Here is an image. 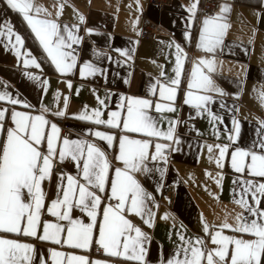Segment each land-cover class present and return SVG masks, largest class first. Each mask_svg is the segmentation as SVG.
I'll list each match as a JSON object with an SVG mask.
<instances>
[{"label":"crops","instance_id":"crops-1","mask_svg":"<svg viewBox=\"0 0 264 264\" xmlns=\"http://www.w3.org/2000/svg\"><path fill=\"white\" fill-rule=\"evenodd\" d=\"M34 2L50 13L47 16L41 13L40 18L55 20L61 25L64 35V26H68L80 37L78 43L66 49L73 52L76 66L68 73L58 71L22 15L10 9L5 0H0V24L7 22L8 27L13 28L24 41L22 46L13 47L14 38L9 44L0 37V91H7L21 101L16 105L0 101V108L9 110L5 127L13 126L11 110L31 115L43 114L49 121L55 122L54 118L58 116L54 113L65 111L66 103L63 126L71 131L68 138H82L95 143L106 151L115 167H120V163L113 159L116 149L108 148L106 142L87 135L85 131L91 129L119 134L118 130L73 119L72 115L87 106L89 112L99 108L103 118L107 119L111 111L118 110L122 97L148 98L159 102L158 91L153 96L149 88L156 82L168 84L169 78H174L176 45H179L186 55L174 105L176 112L160 114L155 112L154 107L152 109L154 116L165 117L160 124L164 130L168 128L169 120L176 122L174 138L178 142L152 138L153 144L170 145L164 149L166 161L149 160L150 171L137 174V179L153 198L149 204L154 213L152 224H144L139 217L130 218L148 237L146 264H161L172 256L182 244L180 235H184L185 239L192 238L193 243L195 238L200 237L207 248H213L202 224L220 225L225 218L234 224L237 213L244 211L235 203L243 181L259 180L247 172H235L231 167V153L237 149L253 150L254 145L259 151V142L264 140V102L260 98V94L264 93V0H259L258 4L219 0L214 15L203 13L202 0H172L162 5L149 4L147 0ZM193 3L197 4L194 16L189 11ZM61 4L62 14L57 15ZM224 5L229 6V11L223 13L222 22L229 27L223 43L213 52H206L198 47L203 21L221 15ZM144 13L159 25L155 38L140 37ZM81 15L83 21L79 19ZM18 51L20 55H17ZM32 58L40 65L39 68L32 64L25 66L24 60ZM202 58L215 61L214 71H209L207 67H202V70L223 93L200 92L212 97L203 111L184 103L192 70ZM85 64L93 65L96 73L88 75L85 72L82 76L81 69ZM100 100L104 101L103 105ZM58 127L62 129L60 125ZM0 138H3L2 134ZM225 147V155L221 157L220 149ZM150 151L155 152L154 146ZM59 164L66 168L62 174L76 175L73 163L65 161ZM57 174L61 173L53 170L51 179L44 182L46 204L57 191ZM165 186L175 187L171 201L162 194ZM260 207L264 210V204ZM74 215L83 218L78 210L74 211ZM223 231L225 235L252 238L247 234L234 233L231 229ZM9 238L31 243L45 254L55 248L87 256L90 261L101 264H135L107 255L103 249L96 250L98 246L95 243L87 251L23 236Z\"/></svg>","mask_w":264,"mask_h":264},{"label":"snow or ice","instance_id":"snow-or-ice-1","mask_svg":"<svg viewBox=\"0 0 264 264\" xmlns=\"http://www.w3.org/2000/svg\"><path fill=\"white\" fill-rule=\"evenodd\" d=\"M5 3L22 15L55 68L61 73L71 72L76 66V59L73 52L66 49H71L72 44L80 41V37L68 26H64V35L61 25L55 20L40 18L41 13L45 16L50 13L36 5L34 0H5ZM196 7L197 4L193 3L189 9L193 16ZM62 9L63 4L59 6L57 15L62 14ZM228 11L229 6L224 5L221 15L203 21L199 48L210 53L223 43L229 27L222 22L223 13ZM79 19L83 21L84 18L81 15ZM0 37L9 44L14 38L13 47L24 43L7 22L0 24ZM176 49L174 78H169L168 84L156 82L149 88L153 96L158 91L159 102L148 98L122 97L118 110L111 111L107 119L103 118L99 108L89 112L87 106L80 113L72 115L73 119L118 130L119 134L91 129L85 131L87 135L106 142L108 148L116 149L113 159L120 163V167H115L106 151L95 143L82 138L62 137L58 125L43 114L31 115L11 110L13 126L6 128V113L9 110L0 108V134L3 136L0 138V264H101L90 261L87 256L65 253L55 248L45 254L33 244L9 238L11 236L34 238L87 251L95 243L98 250L103 249L107 255L135 264H146L145 245L148 237L130 217H139L148 226L152 224L154 213L149 204L153 198L137 179V174L150 171L149 160L166 161L164 149L170 147L167 144H153L152 138L178 142L174 138L176 122L169 120V126L164 130L160 124L165 117L152 114L153 107L160 114L176 112L174 105L186 55L179 45H176ZM17 55H20L19 51ZM214 63V60L203 58L197 62L187 85L186 105L203 111L212 97L200 92H221L202 70V67H207L209 71H214ZM24 64L40 67L34 58L25 59ZM96 71L93 65L85 64L81 75L85 72L94 75ZM260 98L264 102V93L260 94ZM0 101L13 105L21 103L7 91H0ZM99 103L103 105L104 101L100 100ZM66 107L65 103V111L57 110L54 115L64 117ZM153 146L154 153L150 151ZM258 147L259 151L255 150L254 145L253 150L237 149L231 153V167L235 172H247L249 176L259 178L243 181L235 203L244 211L237 213L235 223H229L225 218L220 225L202 224L203 231L214 245L211 249L200 237L195 238L193 243L192 238L185 239L184 235H180L181 246L161 264H264V210L260 207L264 204V140L259 142ZM225 152L226 147L220 149V156L223 157ZM57 161L61 164L65 161L73 163L77 173L75 176L57 174V191L50 203L46 204L44 182L51 179L53 164ZM45 210L49 216L56 218L55 221H42ZM75 210L83 218L75 216ZM212 228L216 230L212 231ZM225 229L252 238L225 235Z\"/></svg>","mask_w":264,"mask_h":264},{"label":"built area","instance_id":"built-area-1","mask_svg":"<svg viewBox=\"0 0 264 264\" xmlns=\"http://www.w3.org/2000/svg\"><path fill=\"white\" fill-rule=\"evenodd\" d=\"M172 0H147V3L154 4V5H162V4H169ZM202 11L204 14L207 15H214L219 7V0H202ZM159 25L152 20L146 13L143 15V19L141 22L140 27V37L141 38H155L158 35ZM55 123L62 127L61 134L65 137H69L71 135V131L65 128L64 125V118L63 117H55ZM53 170L58 173H64L66 168L63 165H60L58 162H54ZM175 191V187L173 186H165L163 187L162 194L171 201L173 199V194ZM42 219H55V217H51L44 212ZM98 250V247H96Z\"/></svg>","mask_w":264,"mask_h":264},{"label":"trees","instance_id":"trees-1","mask_svg":"<svg viewBox=\"0 0 264 264\" xmlns=\"http://www.w3.org/2000/svg\"><path fill=\"white\" fill-rule=\"evenodd\" d=\"M237 2H245L248 4H258L259 0H236Z\"/></svg>","mask_w":264,"mask_h":264}]
</instances>
